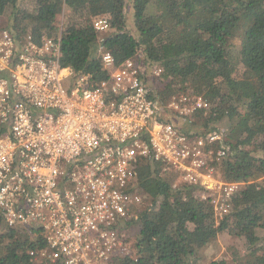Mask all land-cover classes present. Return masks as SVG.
<instances>
[{
    "label": "built area",
    "instance_id": "1",
    "mask_svg": "<svg viewBox=\"0 0 264 264\" xmlns=\"http://www.w3.org/2000/svg\"><path fill=\"white\" fill-rule=\"evenodd\" d=\"M93 28L106 73L98 83L61 66L59 38L0 29V216L40 233L36 264H139L133 225L152 207L135 185L141 161L174 177L173 189L196 188L216 223L242 186L223 179L224 135L188 129L210 102L186 88L162 108L137 62L116 65L104 50L108 19Z\"/></svg>",
    "mask_w": 264,
    "mask_h": 264
},
{
    "label": "trees",
    "instance_id": "2",
    "mask_svg": "<svg viewBox=\"0 0 264 264\" xmlns=\"http://www.w3.org/2000/svg\"><path fill=\"white\" fill-rule=\"evenodd\" d=\"M19 1L0 0V17L10 12L9 29L36 42L59 38L60 64L74 77L106 79L93 28L94 20L106 17L104 50L116 65L135 60L143 78L162 68L161 78H154L162 108L188 88L210 102L204 127L229 123L214 129L228 149L222 176L242 186L231 213L217 223L196 188L173 189L174 177L140 162L136 189L152 207L133 225L139 264H199V252L220 234L244 240L245 264H264V254L255 253L264 230V0H132L135 35L125 30V0H32V13L21 12L18 20ZM36 233L9 229L0 216V264H36L29 256L43 245Z\"/></svg>",
    "mask_w": 264,
    "mask_h": 264
},
{
    "label": "rangeland",
    "instance_id": "3",
    "mask_svg": "<svg viewBox=\"0 0 264 264\" xmlns=\"http://www.w3.org/2000/svg\"><path fill=\"white\" fill-rule=\"evenodd\" d=\"M126 2V8L124 12V24H125V30L129 32L131 35H135V29H134V23H133V11L131 2L132 0H125ZM18 9L20 10V16L17 18L18 20L21 19L24 13H32L34 10V3L32 0H20L18 5ZM16 17V16H15ZM12 20V14L10 12L5 13L2 17H0V29L1 28H9L10 22ZM60 26L63 23V14L60 18ZM14 23V22H13ZM145 81L147 83V86L155 90V80L154 76L151 74H148L145 76ZM174 119V118H173ZM169 120L172 121L175 125L183 127L185 129V126L182 124L181 121L176 120ZM228 121L226 119H223L217 126L210 125V128H220L221 130H224L228 127ZM203 123H198L197 126L194 128H189V130L192 131H198L200 130V126H202ZM187 129V128H186ZM187 129V130H188ZM258 237L261 238L262 241H260L257 245V248L255 250V253L257 255L264 254V230L258 231ZM131 249L134 250L135 248V240L132 241ZM199 257L201 259L199 260V264H208L211 261L215 260H222L226 264H245V258H246V247L245 242L243 239L230 237L226 234H220L216 241L211 244L209 247L202 249L199 252Z\"/></svg>",
    "mask_w": 264,
    "mask_h": 264
}]
</instances>
